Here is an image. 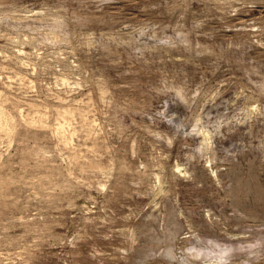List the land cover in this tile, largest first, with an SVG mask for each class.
I'll return each mask as SVG.
<instances>
[{
  "label": "rangeland",
  "instance_id": "obj_1",
  "mask_svg": "<svg viewBox=\"0 0 264 264\" xmlns=\"http://www.w3.org/2000/svg\"><path fill=\"white\" fill-rule=\"evenodd\" d=\"M0 110V264H264V0H0Z\"/></svg>",
  "mask_w": 264,
  "mask_h": 264
},
{
  "label": "bare ground",
  "instance_id": "obj_2",
  "mask_svg": "<svg viewBox=\"0 0 264 264\" xmlns=\"http://www.w3.org/2000/svg\"><path fill=\"white\" fill-rule=\"evenodd\" d=\"M8 121H9L8 115L6 113L2 112V110H0V129H2V128L4 129L6 127V125L8 124ZM207 140H205V141H207Z\"/></svg>",
  "mask_w": 264,
  "mask_h": 264
}]
</instances>
